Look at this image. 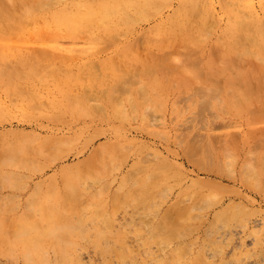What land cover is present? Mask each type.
I'll return each mask as SVG.
<instances>
[{"label":"rangeland","instance_id":"obj_1","mask_svg":"<svg viewBox=\"0 0 264 264\" xmlns=\"http://www.w3.org/2000/svg\"><path fill=\"white\" fill-rule=\"evenodd\" d=\"M45 1L0 33V264H264V109L226 89L264 0Z\"/></svg>","mask_w":264,"mask_h":264},{"label":"bare ground","instance_id":"obj_2","mask_svg":"<svg viewBox=\"0 0 264 264\" xmlns=\"http://www.w3.org/2000/svg\"><path fill=\"white\" fill-rule=\"evenodd\" d=\"M1 1V3H0V33H2V34H10L11 32H13L14 30H16L17 28H21V27H23L24 25H25V23H26V21H25V16L26 15H32V14H34V10L35 9H33V8H36V10H38V8L40 7V6H42L43 4H47V3H49L48 1H45L44 0V3L42 2V3H40V4H36V3H34L35 5H36V7L34 6H32V4H33V2L31 3V1L30 0H27V1H29L30 3H31V5H30V3H28V2H25V0H23V3L21 2V3H19L20 4V6H21V8H20V6L19 5H17L16 7L18 8V6H19V10H21V12L19 13V11L17 12V10H14V9H12V8H10V6L11 7H13L12 5H16V4H12L11 5V1H14V0H9V2H8V0H5L6 1V3H10V5H9V7H8V5H6L5 3V5H3V2H5V1H3L2 2V0H0ZM35 2H38V1H35ZM122 2V1H121ZM22 4V5H21ZM33 4V5H34ZM50 4V3H49ZM52 4V3H51ZM51 4H50V6H51ZM40 5V6H39ZM123 5V4H122ZM37 6H39V7H37ZM14 8V7H13ZM45 8V7H44ZM59 8V7H58ZM47 9V8H46ZM39 12V11H38ZM72 14V13H71ZM143 14V13H142ZM248 17H249V15H247ZM248 22V21H247ZM247 22H245V20H240V19H235L234 18V20H232L231 21V24H233V25H236V23L237 24H244V26H242V27H245V29H247L248 31H245V35H246V38H245V41H246V43L245 42H243L242 43V46L245 48V51H243V54L241 55V58L240 57H237V59L236 58H234V61L232 60V58H229V56H228V58L229 59H223V61H225V63H227L226 64V66H228V65H230L231 66V62L233 61V64H235L236 63V61L239 63L241 60H242V57L244 56V57H249V58H254L253 60H255V58L256 59H258V60H260V62L262 63V66H259V65H257V66H259V70H256L257 72H246L245 73V75H246V77H247V79H245L243 82H244V84H247V82H248V80L250 79V77L253 79V81L255 80V82H257L256 83V85H255V87H254V89L252 88V89H250V88H248V85L247 86H245V85H242V84H239L238 82H236L235 80H234V78H232V79H229L228 81H227V84H228V87L226 88L227 90H229V99L231 100V102L234 104V105H236V106H238V107H242V108H244V109H247V108H249L250 107V105L254 102V100H256V98H258V99H261V105H262V109H264V93H262V92H264V38H259V39H257V40H254L255 39V37H256V35H254V39H252V37H251V34H252V29H251V25H258V26H264V22H255V23H251V22H249V23H247ZM245 24H246V26H245ZM209 27V26H208ZM263 29H264V27H263ZM262 29V30H263ZM259 30H261V29H259ZM254 34H255V32H254ZM13 36H14V34H12ZM257 35H259V36H261V35H264V31H259L258 33H257ZM200 36H203V35H200ZM240 36V35H239ZM241 36H243L242 34H241ZM251 37V38H250ZM240 39H242L241 37H240ZM251 39V40H250ZM196 41H199V38H198V40H196ZM248 41V42H247ZM239 44H240V42H238ZM249 43V46L247 45ZM194 45V44H193ZM224 51V50H223ZM242 53V52H241ZM223 57V56H222ZM226 57V56H225ZM244 59V58H243ZM245 60H247V59H245ZM252 60V61H253ZM224 63V64H225ZM253 63V62H252ZM251 64V63H250ZM257 64V63H256ZM235 65H237V63L235 64ZM254 65V64H253ZM225 66V65H224ZM223 66V67H224ZM45 68V67H44ZM227 68H229V67H227ZM238 68H241V67H238V66H236V69H238ZM254 68H255V65H254ZM46 69V68H45ZM234 70V67L232 68V66H231V68H229V72H231L232 73V75L234 74V75H236V77L238 78V76H242L243 75V72L244 71H242V69L240 70L241 72H237L236 71V69H235V71H236V74H235V72L233 71ZM244 69V68H243ZM227 69H225L224 70V72L226 71ZM47 72V71H46ZM40 73V72H39ZM20 75H22V74H20ZM241 78V77H240ZM252 82V81H251ZM218 84V83H217ZM216 84V85H217ZM255 83L253 82V85H254ZM219 90H220V88H219ZM261 90H263L260 94H258ZM257 93V97L254 99L253 98V93ZM262 96V97H261ZM238 109V108H237ZM253 110V109H252ZM257 112V111H256ZM263 116V115H262ZM264 117V116H263ZM262 117V118H263ZM258 118H261L260 116L258 117ZM258 118L257 119H255L256 121L258 120ZM261 118V119H262ZM253 170V169H252ZM255 170V169H254ZM163 223H164V221H163ZM7 232V231H6ZM6 232H4V233H6ZM34 250V249H33ZM66 250V249H65ZM65 250H63V251H65ZM176 252V251H175ZM174 252V253H175ZM182 252V251H181ZM29 253V252H28ZM65 253H67V252H65ZM65 253L63 254V256L65 255ZM181 254V253H180ZM180 254H179V256H180ZM185 254V253H184ZM28 256V255H27ZM30 256V255H29ZM28 256V257H29ZM185 256H186V254H185ZM184 256V257H185ZM64 258V257H63ZM123 258V257H122ZM180 258V257H179ZM183 259V258H182ZM181 259V260H182ZM159 261V260H158ZM177 261H179V259L177 260ZM166 262V261H165ZM203 262V261H202ZM157 263V262H156ZM168 263V262H167ZM198 263V262H197ZM204 264V263H203Z\"/></svg>","mask_w":264,"mask_h":264}]
</instances>
